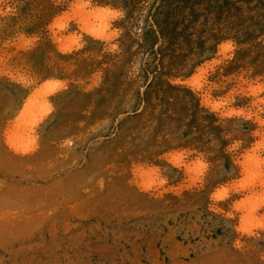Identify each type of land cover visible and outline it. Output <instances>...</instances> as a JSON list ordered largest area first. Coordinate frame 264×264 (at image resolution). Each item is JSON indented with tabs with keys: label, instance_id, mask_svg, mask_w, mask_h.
I'll use <instances>...</instances> for the list:
<instances>
[{
	"label": "rangeland",
	"instance_id": "obj_1",
	"mask_svg": "<svg viewBox=\"0 0 264 264\" xmlns=\"http://www.w3.org/2000/svg\"><path fill=\"white\" fill-rule=\"evenodd\" d=\"M0 264H264V0H0Z\"/></svg>",
	"mask_w": 264,
	"mask_h": 264
}]
</instances>
